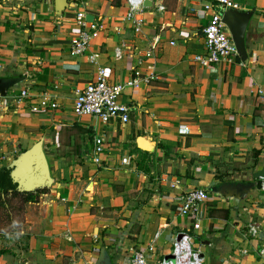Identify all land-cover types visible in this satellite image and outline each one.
<instances>
[{"label":"crops","instance_id":"obj_1","mask_svg":"<svg viewBox=\"0 0 264 264\" xmlns=\"http://www.w3.org/2000/svg\"><path fill=\"white\" fill-rule=\"evenodd\" d=\"M235 1L251 13L246 60L203 68L193 57L204 53V7L213 0L148 1L138 33L125 0H67L61 12L55 0H0V78L19 79L0 108V170L42 140L53 180L30 192L10 232L0 230V264H126L149 246L156 264L178 232L195 237L202 264H263L264 188L252 176L264 169V0ZM76 12L103 27L82 57L70 54ZM154 38L156 78L125 89L126 124L73 116L75 89L93 80L97 65L113 83L149 74L144 55ZM22 90L29 98L15 102ZM43 98L47 107L33 112ZM95 135L106 141L98 165ZM139 137L151 151L138 147ZM224 184L250 187L224 196ZM194 188L209 193L197 230L175 210ZM252 224L262 228L256 238L247 235Z\"/></svg>","mask_w":264,"mask_h":264},{"label":"built area","instance_id":"obj_2","mask_svg":"<svg viewBox=\"0 0 264 264\" xmlns=\"http://www.w3.org/2000/svg\"><path fill=\"white\" fill-rule=\"evenodd\" d=\"M145 0H125L127 6L126 21L130 22L133 30L138 33L142 29L143 21L138 15L145 9ZM154 2L155 0H147ZM163 7L158 6L157 10ZM205 10L211 11V16L207 24L202 28V37L204 42V53L193 57L194 63L200 67L209 68L220 63H230L235 58H239L235 44L231 35L227 31V27L223 22V15L226 10L239 9L235 0H213L212 4L206 5ZM75 24L77 32L70 41V54L74 57H82L88 51L91 42L99 35L102 25L98 21L88 22L83 12H76ZM154 38L150 48L145 53V57L152 60L149 66V74L141 75L134 71V76L127 81L121 83H113L107 78L106 70L98 66L92 81L87 83L81 89H75L74 103L72 114L76 118L89 116L97 119L103 124L109 123L111 120H118L122 124L129 121L131 106L122 100L125 89H136L141 84H147L149 81L155 80V61L153 60V49L157 43ZM115 49V58L121 59L123 48ZM97 55L92 56L93 63ZM142 62L139 61L138 64ZM27 90H22L17 96L13 97L15 102L28 99ZM7 105L5 97L0 93V108ZM46 98L41 99L34 105L31 110L37 112L41 108H46ZM106 147V141L103 136L95 135L91 139V157L94 164L101 162V154ZM264 188V180L262 182ZM209 193L203 188H194L183 193L176 201L175 210L180 216L189 217L192 221L193 230L199 229V206L206 202ZM264 207V206H263ZM262 233L259 225H248L247 235L258 237ZM159 233L155 234L157 239ZM195 237L187 232H178L175 234L170 251L163 256L156 264H202V254L200 247L195 245ZM153 250L149 246L148 252L145 253L139 249L133 250L126 264H149V253ZM259 256L263 259L264 264V246L258 250Z\"/></svg>","mask_w":264,"mask_h":264},{"label":"water","instance_id":"obj_3","mask_svg":"<svg viewBox=\"0 0 264 264\" xmlns=\"http://www.w3.org/2000/svg\"><path fill=\"white\" fill-rule=\"evenodd\" d=\"M67 5V0H55V10L61 12ZM149 5L144 1V6ZM251 17V13L243 12L238 9L226 10L223 15V22L227 27L228 33L235 44L241 60H246L245 50V30ZM19 81L18 78L2 79L0 78V93L5 97L7 89L13 87ZM138 147L144 151H151L147 141L143 137L137 139ZM10 178L16 185L15 191L18 193H30L35 190L51 187L53 180L50 175V169L44 152L42 140L36 142L29 149L25 150L10 165ZM255 179V187L261 189L264 179V169L257 171L252 176ZM250 186H241L242 190L249 189ZM240 187L224 184L220 187L219 192L224 196H234L241 192ZM109 264V261L105 259Z\"/></svg>","mask_w":264,"mask_h":264},{"label":"trees","instance_id":"obj_4","mask_svg":"<svg viewBox=\"0 0 264 264\" xmlns=\"http://www.w3.org/2000/svg\"><path fill=\"white\" fill-rule=\"evenodd\" d=\"M16 185L11 181L10 178V168L3 167L0 170V199L2 208L6 210L7 203H8V196L10 198H22V202L26 203L28 201H32V197L30 193H18L15 191ZM45 189H42L41 191H44ZM6 204V206H5ZM7 213V210H6ZM9 217V216H8ZM1 218V217H0ZM11 218L9 217V220Z\"/></svg>","mask_w":264,"mask_h":264},{"label":"rangeland","instance_id":"obj_5","mask_svg":"<svg viewBox=\"0 0 264 264\" xmlns=\"http://www.w3.org/2000/svg\"><path fill=\"white\" fill-rule=\"evenodd\" d=\"M89 117V116H87ZM22 198H8V203H7V207H8V211L6 213V210L4 211V209L1 207L0 209V215H1V219H0V225H1V229L2 231L7 230L8 232H10L9 230L11 229V222H20L23 218V209H24V204L22 202ZM11 218V221L9 220V217ZM7 232V233H8ZM12 238V237H10ZM13 239H16L15 237ZM14 242V241H13Z\"/></svg>","mask_w":264,"mask_h":264}]
</instances>
